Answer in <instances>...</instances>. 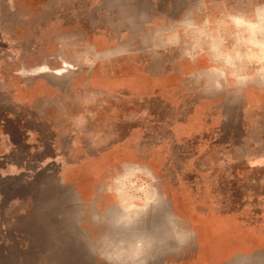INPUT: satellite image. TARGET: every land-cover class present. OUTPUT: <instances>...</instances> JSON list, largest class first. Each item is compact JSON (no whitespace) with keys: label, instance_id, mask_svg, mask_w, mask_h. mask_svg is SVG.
Returning a JSON list of instances; mask_svg holds the SVG:
<instances>
[{"label":"rangeland","instance_id":"obj_1","mask_svg":"<svg viewBox=\"0 0 264 264\" xmlns=\"http://www.w3.org/2000/svg\"><path fill=\"white\" fill-rule=\"evenodd\" d=\"M0 264H264V0H0Z\"/></svg>","mask_w":264,"mask_h":264}]
</instances>
